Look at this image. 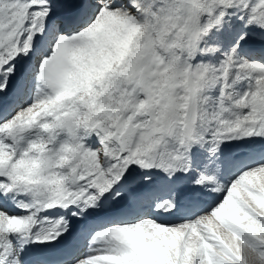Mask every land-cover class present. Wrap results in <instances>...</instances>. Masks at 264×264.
Instances as JSON below:
<instances>
[{
  "label": "snow or ice",
  "instance_id": "6c2138e0",
  "mask_svg": "<svg viewBox=\"0 0 264 264\" xmlns=\"http://www.w3.org/2000/svg\"><path fill=\"white\" fill-rule=\"evenodd\" d=\"M0 264H264V0H0Z\"/></svg>",
  "mask_w": 264,
  "mask_h": 264
}]
</instances>
